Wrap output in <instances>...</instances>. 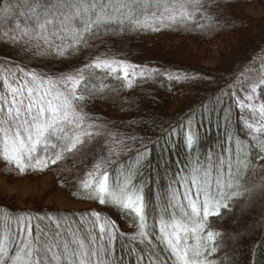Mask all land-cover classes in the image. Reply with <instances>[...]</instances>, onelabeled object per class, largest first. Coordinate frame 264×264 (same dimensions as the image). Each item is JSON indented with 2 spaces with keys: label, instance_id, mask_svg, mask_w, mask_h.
I'll use <instances>...</instances> for the list:
<instances>
[{
  "label": "trees",
  "instance_id": "obj_1",
  "mask_svg": "<svg viewBox=\"0 0 264 264\" xmlns=\"http://www.w3.org/2000/svg\"><path fill=\"white\" fill-rule=\"evenodd\" d=\"M262 2L204 0L203 9H185L192 12L187 19H181V13L171 15L176 21L168 16L155 21L137 18L152 22V27H136L130 22L135 15L120 16L123 23L93 29L85 34V42L77 44L72 31L61 24L68 8L58 7V0H0V95L5 92L3 82L21 70L49 76L83 69L84 79L76 89L77 96L86 100L82 130L95 134L82 152L68 154L57 165L33 163L21 172L15 160L6 158L0 133L1 174L22 177L51 172L58 188L91 204L74 210L12 209L0 204V236L16 228L18 217L33 223L42 216L53 221L66 217L82 223L91 234H98L99 224L109 221L115 222L121 235L111 245V256L103 258L104 264H137L138 257L140 264H173L175 257L158 239L160 222L169 226L174 219L181 223L191 219H185L184 213L191 212L189 202L196 198L193 178L203 179L223 145L231 149L233 169L240 170L239 186L233 189L240 195L225 201L227 209L196 219L204 225L203 237L207 231L221 234L215 238L217 252L207 258L212 264H249L251 256L253 264H264V153L256 146L264 142V115L259 111L264 105L259 87L264 79L256 85L255 99L246 101L245 107L238 108L229 98L231 92L242 99L249 94L243 93L241 82L240 88L235 82L248 65L258 64L264 56V14L257 17L245 11L247 5ZM216 39L221 43L217 59L214 65L204 64L208 57L197 49ZM104 54L127 60L139 66L137 73L145 69L150 75L130 78L129 86L122 74L117 77L85 68ZM169 75L181 79H169ZM4 115L0 112V119ZM189 132L194 137L192 147L187 146ZM102 161H107L101 171L108 173L111 191L129 179L142 189L148 205V235L140 236L134 213L119 205H101L94 199V188H83L81 180H91L87 172ZM173 205L178 206L174 215ZM92 213H99V219Z\"/></svg>",
  "mask_w": 264,
  "mask_h": 264
},
{
  "label": "snow or ice",
  "instance_id": "obj_2",
  "mask_svg": "<svg viewBox=\"0 0 264 264\" xmlns=\"http://www.w3.org/2000/svg\"><path fill=\"white\" fill-rule=\"evenodd\" d=\"M57 6L68 8L61 24L72 31L77 44L85 42V34L93 29L99 31L103 25L123 23L119 16L114 17L112 14V0H58ZM122 7L129 8L130 4L125 2ZM136 7L137 3L131 4L133 11ZM176 7L198 11L204 8V0H178ZM152 15L155 21L156 13ZM189 17H192L191 11L181 13V19ZM167 18L172 21L177 19L171 15ZM130 22L136 27H152V22L148 20L132 19ZM44 27L45 25H41V29ZM39 47L40 45H37V48ZM87 67L104 70L106 74L117 77L122 74L123 79L129 81V86L130 78L150 75L145 69H140L137 73L136 68L139 66L115 59L97 57L91 65L86 64L85 68ZM156 71L151 70L153 73ZM82 72L83 69H77L74 74L61 75L54 81L51 78L45 80L42 75L34 72L21 70L20 75L13 73V79L3 82L5 92L0 95V112L5 113L4 118L0 119L3 150L7 159L15 160L21 172L33 163L45 167L49 164L57 165L66 159L68 154L82 152L83 148L95 139L94 133L82 130V121L85 119L82 114L83 105L86 100L83 95L76 94L77 86L84 79ZM168 78L181 79L172 75ZM259 87L261 96L264 97V82H261ZM244 91L249 94L243 99L236 96L235 92L229 94V98H234L233 102L238 108L245 107L246 101L255 99L257 88L253 86L250 92L248 89ZM259 111L264 115V105ZM246 126L252 131L251 123ZM186 139L187 146L192 147L194 137L191 132ZM252 139L255 140L256 137L253 136ZM256 146L264 153V142H257ZM221 148V155L214 163L209 162L211 166L205 171L203 179L198 181L194 177L192 181L196 188V198L204 196L202 217L205 219L221 209H227L229 205L225 201L240 195L233 190L239 186L236 182L240 179V170L233 169L231 149L223 145ZM9 152L11 155H8ZM261 159H264V156H261ZM104 163L107 161L94 163L92 169L87 172V176L92 179L81 180L83 188H94V199L101 205H119L134 213L139 220L140 236L148 235L145 232L148 205L142 189L129 179L122 187L117 183L116 189L109 191V175L106 171H101ZM187 197L186 192L184 198ZM189 203L191 212L185 211V219L198 215L200 211L196 203ZM172 207L174 215L178 206ZM92 215L99 219V213ZM36 220L37 222L33 223L30 218L18 217L16 228L6 229L3 236H0V264H104L103 258L111 256V245L121 235L116 230L115 222L100 223L99 233L91 234L84 230L82 223L77 224L74 219L64 217L53 221L51 217L42 216ZM171 229L172 231H168V225L161 221L158 239L165 243L164 250L175 257L173 264H212L207 257L217 252L215 238L220 236V233L207 231L206 238L203 237L200 234L205 228L200 221L189 228L174 219ZM193 236L197 237L195 246L188 243L189 238ZM137 264H140V257L137 258ZM249 264H253L251 256Z\"/></svg>",
  "mask_w": 264,
  "mask_h": 264
},
{
  "label": "rangeland",
  "instance_id": "obj_3",
  "mask_svg": "<svg viewBox=\"0 0 264 264\" xmlns=\"http://www.w3.org/2000/svg\"><path fill=\"white\" fill-rule=\"evenodd\" d=\"M125 2L130 4L129 8H124L122 6L118 7V4ZM112 3L114 6L117 4V6L113 7L112 9V14L114 17L118 15L119 17L124 16L127 18H133V15H135L134 19L138 18L140 20L146 18L153 19V13H156V18L163 19L166 16L180 14L185 11V9L176 7L178 0H112ZM132 3L138 4V7H136L134 11L131 8ZM149 10L151 13H147ZM245 11L252 16H262L264 14V2L247 5L245 7ZM212 42L197 49L199 53H206L207 56H203L208 58H204L203 63L207 65H214L215 60L217 59L218 51L221 48L220 39H216ZM99 58L115 59L129 63L127 60L114 58L105 54L99 56ZM69 74H74V70L64 74L43 76V78L45 80L51 78L55 81L59 79L61 75ZM262 79H264V56L258 64L248 65L240 80L235 83H237L238 87L240 88L239 83L241 82V90L243 93H246L244 89H250L253 86H256ZM58 87L60 86L58 85ZM61 90L63 89L61 88ZM2 145L4 146L3 142ZM8 155H11V152H9ZM1 166L2 165L0 163V169ZM109 191L111 190L109 189ZM193 194L195 195L194 192ZM201 197L203 198L202 200H204V197ZM191 201L196 203L197 208L200 211L198 215H192L189 221L182 223L189 228L193 227L197 222L196 219L202 216L203 201L199 203L197 198H193ZM0 204L9 206L12 209H29L30 207H35L50 208L54 210H74L91 207V204L74 199L64 190L58 188L54 175L47 171L36 172L35 174L22 177H12L0 173ZM168 231H172L171 225L168 226ZM195 238V236L190 237L188 243L192 246H195L193 241Z\"/></svg>",
  "mask_w": 264,
  "mask_h": 264
}]
</instances>
